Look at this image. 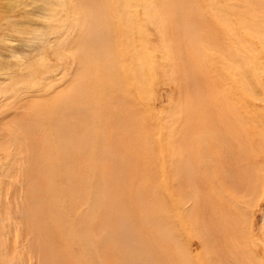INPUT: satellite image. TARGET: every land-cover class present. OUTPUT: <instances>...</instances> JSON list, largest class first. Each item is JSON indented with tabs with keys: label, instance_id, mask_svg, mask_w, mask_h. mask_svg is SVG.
Listing matches in <instances>:
<instances>
[{
	"label": "bare ground",
	"instance_id": "obj_1",
	"mask_svg": "<svg viewBox=\"0 0 264 264\" xmlns=\"http://www.w3.org/2000/svg\"><path fill=\"white\" fill-rule=\"evenodd\" d=\"M58 6L78 65L0 130V154L22 157L0 177V264H260L246 218L264 202V0Z\"/></svg>",
	"mask_w": 264,
	"mask_h": 264
},
{
	"label": "rangeland",
	"instance_id": "obj_2",
	"mask_svg": "<svg viewBox=\"0 0 264 264\" xmlns=\"http://www.w3.org/2000/svg\"><path fill=\"white\" fill-rule=\"evenodd\" d=\"M58 1L0 0V130L8 121L13 122L24 112L29 101L53 95L72 81L78 64L71 57V48L64 46L72 40L75 29L67 27L65 16L57 19L47 9H59ZM149 32L151 41H155L152 27ZM37 62H42L44 66ZM32 67L36 68L35 72L31 71ZM173 87V84L159 82L153 88L151 102L154 101L159 117H164L175 101ZM21 161L20 155L9 158L0 154V177L8 182L11 174H14L12 168L19 166ZM15 192L14 201H20L18 197H22V190ZM6 195L4 199L11 200L8 191ZM247 198L241 195L243 203ZM236 201V206L241 208L240 201ZM246 221L248 229L252 227L254 233L253 241L252 234H248L250 253L259 259L260 264H264L262 200L249 210ZM196 250L194 248V252Z\"/></svg>",
	"mask_w": 264,
	"mask_h": 264
}]
</instances>
